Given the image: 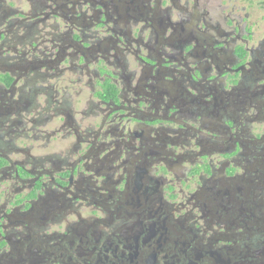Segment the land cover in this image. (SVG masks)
Listing matches in <instances>:
<instances>
[{"label": "flooded vegetation", "instance_id": "flooded-vegetation-1", "mask_svg": "<svg viewBox=\"0 0 264 264\" xmlns=\"http://www.w3.org/2000/svg\"><path fill=\"white\" fill-rule=\"evenodd\" d=\"M263 175L264 0H0V264H264Z\"/></svg>", "mask_w": 264, "mask_h": 264}, {"label": "rangeland", "instance_id": "rangeland-1", "mask_svg": "<svg viewBox=\"0 0 264 264\" xmlns=\"http://www.w3.org/2000/svg\"><path fill=\"white\" fill-rule=\"evenodd\" d=\"M220 124V123H219ZM257 158V157H256ZM260 166H262V162H261V160H258V162H257V166L256 167H260ZM258 169V168H257ZM219 177H223L222 175H220ZM260 177H262V180H264V175L263 176H260ZM255 182H256V184H258V187H255L256 188V190L257 191H260V187H262V183H261V181H260V179L258 180H255ZM248 185V184H247ZM256 186V185H255ZM251 190H253V189H251Z\"/></svg>", "mask_w": 264, "mask_h": 264}]
</instances>
